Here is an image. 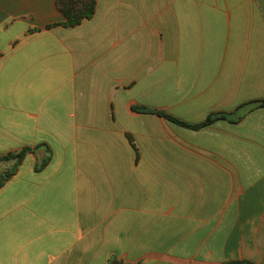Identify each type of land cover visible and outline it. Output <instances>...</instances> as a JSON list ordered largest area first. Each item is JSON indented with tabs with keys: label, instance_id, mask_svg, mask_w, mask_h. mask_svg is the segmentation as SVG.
I'll use <instances>...</instances> for the list:
<instances>
[{
	"label": "crops",
	"instance_id": "obj_1",
	"mask_svg": "<svg viewBox=\"0 0 264 264\" xmlns=\"http://www.w3.org/2000/svg\"><path fill=\"white\" fill-rule=\"evenodd\" d=\"M64 22L0 0V264H264V0Z\"/></svg>",
	"mask_w": 264,
	"mask_h": 264
},
{
	"label": "trees",
	"instance_id": "obj_2",
	"mask_svg": "<svg viewBox=\"0 0 264 264\" xmlns=\"http://www.w3.org/2000/svg\"><path fill=\"white\" fill-rule=\"evenodd\" d=\"M56 4L60 10V12L65 17L64 26L66 27H75L85 19H90L96 10V0H56ZM264 104V102H263ZM137 111H145L143 108H135ZM150 112L157 113L165 117L167 120L177 123L179 125H183L192 129H199L205 126H208L214 123L216 120L222 119L225 116L222 114H213L209 116L203 123L197 125H190L183 123L182 121L169 116L165 113L158 112L155 110H149ZM30 148H24L19 152H13L6 156L0 157V164H10L7 168H0V189L12 179V177L16 174L18 167L23 162L25 156L32 152ZM50 157L41 162L38 168H42L48 164ZM233 264H253L249 262H237Z\"/></svg>",
	"mask_w": 264,
	"mask_h": 264
},
{
	"label": "rangeland",
	"instance_id": "obj_3",
	"mask_svg": "<svg viewBox=\"0 0 264 264\" xmlns=\"http://www.w3.org/2000/svg\"><path fill=\"white\" fill-rule=\"evenodd\" d=\"M2 169V166L0 167ZM5 168V167H4ZM1 169H0V172H1Z\"/></svg>",
	"mask_w": 264,
	"mask_h": 264
}]
</instances>
